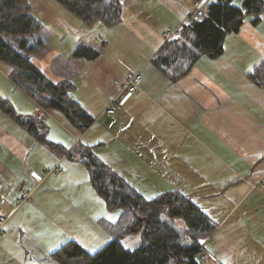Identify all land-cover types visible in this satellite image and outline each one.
Instances as JSON below:
<instances>
[{"label": "crops", "instance_id": "0c3cea01", "mask_svg": "<svg viewBox=\"0 0 264 264\" xmlns=\"http://www.w3.org/2000/svg\"><path fill=\"white\" fill-rule=\"evenodd\" d=\"M120 1L117 23L87 26L56 0H29L47 31L40 56L50 73L33 62L51 80L74 84L70 96L93 118L84 130L60 110L42 108L0 59V97L17 114L41 116L48 140L63 150L52 151L0 108V216L7 217L0 233L12 246L0 243V264H49L51 253L68 240L97 243L91 233L82 236L85 227H97L88 216L90 168L83 158L68 155L77 145L92 146L143 196L146 190L196 193L197 202L188 198L215 226L204 245L216 256L214 264H264V88L248 76L264 61V11L256 23L247 14L236 32L225 35L221 55L199 54L187 74L170 81L151 58L165 41L162 32L169 27L179 33L196 0H149L148 11L138 10L136 0ZM214 1L206 0L205 8ZM80 42L98 49L99 56L73 57ZM128 71L141 73L140 87L108 115L105 107L117 91L114 79L123 80ZM20 188L32 193L17 204ZM214 197L215 211L233 201L218 217L203 207L209 201L202 204ZM12 229L17 238L10 239ZM103 230L101 243H107L112 236ZM35 237L52 239L55 246L42 248Z\"/></svg>", "mask_w": 264, "mask_h": 264}, {"label": "trees", "instance_id": "16d2710c", "mask_svg": "<svg viewBox=\"0 0 264 264\" xmlns=\"http://www.w3.org/2000/svg\"><path fill=\"white\" fill-rule=\"evenodd\" d=\"M85 25L99 21L113 25L121 18L120 0H56ZM205 15L190 18L179 33L164 41L152 56L151 64L174 81L189 72L201 53L211 58L222 54L228 32H236L247 14L256 23L264 11L263 0H243L239 6L233 0H216L205 8ZM42 23L32 14L29 0H0V59L11 66L10 77L42 108H56L78 129L87 128L93 118L69 92L74 84L63 78H48L30 58L46 48V38H34ZM189 37V41H187ZM98 49L78 43L73 57L93 60ZM249 78L264 88V61L248 73ZM0 108L22 128L32 133L55 152H63L58 144L48 140L46 124L36 116H22L10 102L0 97ZM68 155L83 158L90 168V181L109 209H121L114 221L100 219V224L112 239L94 252H89L74 240H68L51 254L61 264H209L200 262L202 242L214 231L208 215L177 189L162 191L146 198L123 177L112 170L92 146L77 145ZM181 221L180 227L171 222ZM139 233V245L127 249L121 240Z\"/></svg>", "mask_w": 264, "mask_h": 264}, {"label": "rangeland", "instance_id": "374dc122", "mask_svg": "<svg viewBox=\"0 0 264 264\" xmlns=\"http://www.w3.org/2000/svg\"><path fill=\"white\" fill-rule=\"evenodd\" d=\"M137 3H139L141 6L140 8H138V10L140 11H148L150 10V2L149 0H136ZM132 5H129V7H131ZM32 12V11H31ZM44 27V26H43ZM47 35V31L45 28H43V30H41L37 35L34 36L33 39L35 38H44L45 36ZM45 51H41L39 53H36V54H33L30 56V58L32 59V61L36 62L38 64V66L46 73V74H49L50 73V70L48 69V67H45V61L46 59H43V57H41L40 55H42ZM39 55V56H38ZM91 189H92V194H91V199L87 196V199L90 201V204H88V206L90 207L91 209V213L88 214V216H90L92 219H93V223L96 225L97 229L95 227H85V230L83 232V235L82 236H86V237H89L90 236V233H91V239H97V243H95L94 245H92L93 243H81L82 246L87 249V248H92V250H90L91 252L95 251L97 248L101 247L103 244H105L106 241H104L103 243H101L102 240L105 239L106 235L107 234H100V229L103 230V228L101 227L102 225L100 224L99 225V222H100V219H105L106 221H114L120 214L121 212V209L119 208H116V209H109L106 205V202L104 201V199H101L102 197L95 192V188L93 186H91ZM149 190H146V193H145V197L146 198H151L155 195V193H147ZM88 192V191H87ZM188 192V197L190 198H194L193 200L196 201L195 199L196 198H199L198 196H196L195 194L196 193H193L191 192L189 189L187 190ZM202 200V199H201ZM207 201H209L208 205L205 204ZM197 202V201H196ZM214 202V203H218V199L217 197H214V199L210 198V199H207V200H203L202 201V204H205L203 205V207L205 208V210L212 214V215H216L218 217V215H222V213H224L225 209L230 205L229 202L233 203V201H229V202H222L221 204V207L220 208H217L216 212L213 207H217L219 206V204L217 205H211V203ZM230 205V206H231ZM220 209L222 210L220 212ZM99 215V217L97 218V216ZM41 217V216H40ZM38 218V217H37ZM33 224H36V222H32ZM28 224V223H27ZM171 224L174 226V227H180L181 226V221L177 220V221H173L171 222ZM25 231L28 230L27 229V225H26V228L24 229ZM30 231L32 232V234L36 235L35 234V231H32L30 229ZM104 231V230H103ZM107 233H108V236L111 238V234L105 230ZM255 232H256V229H255ZM213 233V232H212ZM211 233V234H212ZM111 236H110V235ZM3 235V232L0 233V243L3 247H6L10 250V248L12 247L11 246V243L9 240L5 239V238H2L1 236ZM8 235H10V239L11 237L13 238H17V232L14 231V229L11 230V232H8ZM81 236V235H80ZM85 239V237H83ZM83 238L81 240V242H83ZM208 238H206L203 242H202V245H201V248H203V250H206L204 245H205V241L207 240ZM52 239H49V240H43L39 237H35L34 241L39 245L41 246L42 248H48L50 245H54V243H52L51 241ZM86 240V239H85ZM84 240V241H85ZM123 245L125 248L127 249H134L135 247H137L139 245V241H140V235L139 233H136V234H130L126 237H124L123 239ZM57 248V247H56ZM55 249V247H53V250ZM208 251V250H206ZM213 254V253H212ZM214 255V254H213ZM36 256V255H34ZM37 257V256H36ZM32 255L30 254L28 256V260L32 259ZM214 260H216V256L214 255ZM17 260V258H16ZM20 260V259H19ZM33 260V259H32ZM18 261V260H17ZM19 262V261H18ZM49 264H61L57 259H55L53 256L50 258V260L47 261ZM205 263H213L212 260H206L204 261ZM214 264V263H213Z\"/></svg>", "mask_w": 264, "mask_h": 264}, {"label": "built area", "instance_id": "2783aa9c", "mask_svg": "<svg viewBox=\"0 0 264 264\" xmlns=\"http://www.w3.org/2000/svg\"><path fill=\"white\" fill-rule=\"evenodd\" d=\"M205 2L206 0H196L194 9L189 13L190 18H199L205 15ZM178 34L177 29L166 28L162 32V36L165 40L175 36ZM141 81V73L139 71H128L125 74V78L123 80L114 79V84L117 87L116 94L110 99L105 107V112L108 115H114L122 108V102L124 98L130 95L133 92L138 91L139 84ZM41 119L42 117L39 116ZM20 197L16 200L17 204L22 203L24 200L29 199L32 190L28 189H19ZM7 217L2 215L0 216V228L6 221ZM198 260L200 262H204L206 260L214 261V255L210 251L200 249L198 254Z\"/></svg>", "mask_w": 264, "mask_h": 264}, {"label": "water", "instance_id": "95a60500", "mask_svg": "<svg viewBox=\"0 0 264 264\" xmlns=\"http://www.w3.org/2000/svg\"><path fill=\"white\" fill-rule=\"evenodd\" d=\"M175 264H179V262H175Z\"/></svg>", "mask_w": 264, "mask_h": 264}]
</instances>
